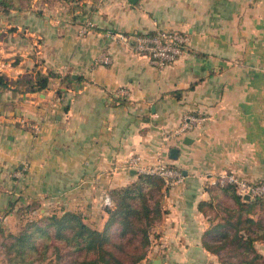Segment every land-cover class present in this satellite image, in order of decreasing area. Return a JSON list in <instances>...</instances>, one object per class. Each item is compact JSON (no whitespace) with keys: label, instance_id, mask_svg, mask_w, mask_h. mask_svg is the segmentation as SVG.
Wrapping results in <instances>:
<instances>
[{"label":"crops","instance_id":"1","mask_svg":"<svg viewBox=\"0 0 264 264\" xmlns=\"http://www.w3.org/2000/svg\"><path fill=\"white\" fill-rule=\"evenodd\" d=\"M88 20L95 25L81 35ZM158 27L188 37L162 69L131 39L105 35ZM37 68L57 74L40 91L0 85L1 223H16V208L37 200L100 226L108 190L136 178L126 158L140 154L147 165L161 155L183 179L165 188L147 261L224 264L231 209L251 219L239 233L255 238L264 260V201L237 203L208 181L227 171L264 182V0H13L0 7V74L15 80ZM185 114L206 119L170 135Z\"/></svg>","mask_w":264,"mask_h":264},{"label":"trees","instance_id":"2","mask_svg":"<svg viewBox=\"0 0 264 264\" xmlns=\"http://www.w3.org/2000/svg\"><path fill=\"white\" fill-rule=\"evenodd\" d=\"M12 5L13 0H0L3 10ZM56 75L38 68L31 75H23L15 80L0 74V85L15 89L24 85L29 91H40ZM166 165L177 168L168 163ZM213 186L232 191L237 203L244 202L233 185ZM166 187L161 176L137 172L130 183L108 190L107 196L111 202L103 204L106 216L100 226L81 211L63 205L43 206L37 200L20 204L15 210V229L0 222V261L4 264L140 263L147 259L151 236H158L154 226L166 212L162 206ZM260 200L253 198L252 202ZM36 212L39 213L37 216ZM234 215L237 219L233 218ZM224 218L228 229L224 238L231 245L226 250L229 258L225 259L224 264H264L262 256L253 246L255 238L248 233H239L240 228H250L251 219L236 214L235 209L229 210ZM232 229V236L229 237ZM232 255L234 259L230 258Z\"/></svg>","mask_w":264,"mask_h":264},{"label":"built area","instance_id":"3","mask_svg":"<svg viewBox=\"0 0 264 264\" xmlns=\"http://www.w3.org/2000/svg\"><path fill=\"white\" fill-rule=\"evenodd\" d=\"M94 25V22L91 20L84 22L79 27V33L81 35L85 34L88 29ZM105 35L124 43H126L129 39L134 38V49L137 52L144 53L147 56L149 63L158 69H162L180 56L186 49L188 43L187 34L174 28L158 27L153 32L131 33L108 29L105 31ZM31 36L33 38V46L39 48V36L33 34ZM97 60L106 64L111 62V57L107 54H102L97 57ZM118 92L127 94L128 90L126 88H119ZM205 119L206 116L203 114H185L180 124L170 132V135H184L190 130L201 126ZM33 127L36 131L40 129L38 124L33 125ZM167 136L168 135L165 137L167 138ZM124 163L127 169H134L139 173L161 176L166 186L180 182L183 179L181 169L166 165L163 156L161 155H158L154 163L146 165L142 163V157L140 154H131L126 158ZM23 165H27V163L23 162ZM208 181L212 185H233L236 194L241 197L249 195V197L264 200V182L250 181L234 172L227 171H223L217 175L209 177ZM105 202H111L108 196L105 198Z\"/></svg>","mask_w":264,"mask_h":264},{"label":"rangeland","instance_id":"4","mask_svg":"<svg viewBox=\"0 0 264 264\" xmlns=\"http://www.w3.org/2000/svg\"><path fill=\"white\" fill-rule=\"evenodd\" d=\"M38 214H39L38 212L35 213L36 216ZM7 226L10 227L11 229H15L16 228L15 227V220L13 219V217H11L9 221H7ZM140 263L141 264H152L151 262H148L147 259L142 260ZM43 264H51V262H44Z\"/></svg>","mask_w":264,"mask_h":264},{"label":"water","instance_id":"5","mask_svg":"<svg viewBox=\"0 0 264 264\" xmlns=\"http://www.w3.org/2000/svg\"><path fill=\"white\" fill-rule=\"evenodd\" d=\"M130 2H136L137 0H129ZM132 42L134 43V38H131ZM172 152H176V148L172 149ZM132 172L136 173V170L132 169ZM185 173V172H184ZM243 198L248 199L250 198L249 195H245ZM137 264H141V263H137Z\"/></svg>","mask_w":264,"mask_h":264}]
</instances>
